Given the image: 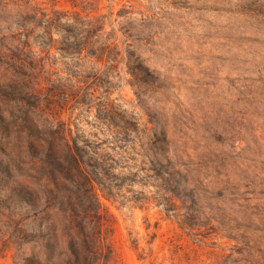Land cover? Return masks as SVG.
Segmentation results:
<instances>
[{
  "label": "rangeland",
  "instance_id": "obj_1",
  "mask_svg": "<svg viewBox=\"0 0 264 264\" xmlns=\"http://www.w3.org/2000/svg\"><path fill=\"white\" fill-rule=\"evenodd\" d=\"M54 3L0 0V264L63 252L58 214L82 236L94 206L100 264H264V0H116L147 67L113 83L31 31Z\"/></svg>",
  "mask_w": 264,
  "mask_h": 264
},
{
  "label": "trees",
  "instance_id": "obj_2",
  "mask_svg": "<svg viewBox=\"0 0 264 264\" xmlns=\"http://www.w3.org/2000/svg\"><path fill=\"white\" fill-rule=\"evenodd\" d=\"M63 1L67 6H56V3H54L50 10L46 7L36 8L32 16L31 31L39 30L43 32L48 39L49 48L55 47L63 51H75L79 62H84L87 56H91L105 65L104 67L102 64L93 71L86 70V68H82L81 66L75 74L81 82L87 83L90 77L99 78L98 81L101 79L110 83L114 82L115 77L118 80H122L123 75L115 68L120 62L126 63L130 61L129 68L133 73L147 67L141 56L137 53L135 54L133 49H130V44H127L125 40L126 37H123L126 36L127 31L124 22L130 18L129 14L132 13L131 10L125 9L124 4L118 9L115 15L114 3L116 0H106V2L103 0ZM119 18H123L124 20L117 22ZM116 22L119 24L118 27L115 26ZM17 24L24 26L26 22L25 20H18ZM108 26H111L113 31H108ZM119 32L121 36H119ZM15 34L22 36L26 32L19 29ZM55 34H60L62 38L55 37ZM20 42L21 48L27 44L30 45V52L33 54L31 57L36 59L37 50L33 49V45L28 40H22ZM16 55L18 56L19 52ZM130 55H133L135 59L132 60ZM45 71L44 77L49 81L51 71L49 69ZM112 71L116 72L112 74ZM105 87L108 91L111 88L110 85ZM71 91L76 90L71 89ZM78 164L80 163L78 162ZM88 182L90 185L93 184L90 178H88ZM190 190L193 192V187ZM191 194L193 200H198L194 193ZM166 209L171 208L167 207ZM87 213L93 217L94 226L92 230H83L81 236L77 232H73L71 220L74 217L71 216L68 209L63 208L60 214H58V217L66 222L65 231L68 233L66 248L57 255H47L45 257L36 255L35 259L37 264L101 263L97 252L101 249V240L97 238L95 226L96 223L99 224L102 220L100 206H94L88 209ZM80 227H84L83 223L80 224Z\"/></svg>",
  "mask_w": 264,
  "mask_h": 264
}]
</instances>
